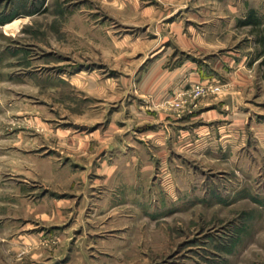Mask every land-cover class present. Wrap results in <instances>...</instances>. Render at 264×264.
Here are the masks:
<instances>
[{"label": "rangeland", "instance_id": "374dc122", "mask_svg": "<svg viewBox=\"0 0 264 264\" xmlns=\"http://www.w3.org/2000/svg\"><path fill=\"white\" fill-rule=\"evenodd\" d=\"M0 264H264V0H0Z\"/></svg>", "mask_w": 264, "mask_h": 264}, {"label": "bare ground", "instance_id": "6f19581e", "mask_svg": "<svg viewBox=\"0 0 264 264\" xmlns=\"http://www.w3.org/2000/svg\"><path fill=\"white\" fill-rule=\"evenodd\" d=\"M17 25H18V22L15 21L12 25H8L6 28L7 30H12V29H15Z\"/></svg>", "mask_w": 264, "mask_h": 264}, {"label": "crops", "instance_id": "0c3cea01", "mask_svg": "<svg viewBox=\"0 0 264 264\" xmlns=\"http://www.w3.org/2000/svg\"><path fill=\"white\" fill-rule=\"evenodd\" d=\"M183 74V73H182ZM182 74H180L179 72H178V74L177 75H180V76H178V77H181V76H184V75H182ZM193 74H191V76H192ZM192 78H194L193 76H192Z\"/></svg>", "mask_w": 264, "mask_h": 264}]
</instances>
